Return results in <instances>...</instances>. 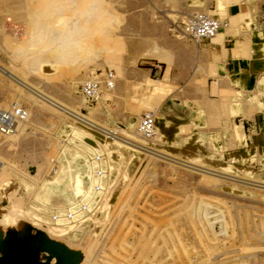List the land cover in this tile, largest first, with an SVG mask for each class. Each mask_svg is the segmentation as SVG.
<instances>
[{
	"label": "rangeland",
	"instance_id": "374dc122",
	"mask_svg": "<svg viewBox=\"0 0 264 264\" xmlns=\"http://www.w3.org/2000/svg\"><path fill=\"white\" fill-rule=\"evenodd\" d=\"M193 12L221 28L192 40ZM12 104L27 118L0 132V264H264V0H0Z\"/></svg>",
	"mask_w": 264,
	"mask_h": 264
},
{
	"label": "built area",
	"instance_id": "2783aa9c",
	"mask_svg": "<svg viewBox=\"0 0 264 264\" xmlns=\"http://www.w3.org/2000/svg\"><path fill=\"white\" fill-rule=\"evenodd\" d=\"M219 27V20L208 16L205 13L193 12L181 21L180 32L189 38L201 39L211 35ZM113 73L110 70L104 71L103 74L89 77L80 84V90L83 92L84 97L94 99L100 89L101 82L104 84H112ZM15 104L6 108L0 109V132H11L15 128L18 120H22L24 112ZM140 133L144 135L152 134V112L141 113V118L138 123ZM68 217V216H67Z\"/></svg>",
	"mask_w": 264,
	"mask_h": 264
},
{
	"label": "crops",
	"instance_id": "0c3cea01",
	"mask_svg": "<svg viewBox=\"0 0 264 264\" xmlns=\"http://www.w3.org/2000/svg\"><path fill=\"white\" fill-rule=\"evenodd\" d=\"M240 10V6L238 3H233L227 6L226 11L229 14H234ZM228 36L224 37L223 40L219 43H216V49L218 55L221 57V59L224 60V68L232 72L237 73L239 71V62L240 59L236 56L231 55L230 47L228 46ZM155 65V64H154ZM149 69H152V67H149Z\"/></svg>",
	"mask_w": 264,
	"mask_h": 264
},
{
	"label": "bare ground",
	"instance_id": "6f19581e",
	"mask_svg": "<svg viewBox=\"0 0 264 264\" xmlns=\"http://www.w3.org/2000/svg\"><path fill=\"white\" fill-rule=\"evenodd\" d=\"M196 13H198V12H196ZM201 13H203V12H201ZM225 26V25H224ZM221 28V22L219 21V27H218V29L216 30V31H214L211 35H209V37H212L219 29ZM203 38V37H202ZM192 40H198V39H196V38H191ZM101 84H100V89H99V91L97 92V95H96V97L98 96V93H100L101 91ZM95 97V98H96ZM22 110V109H21ZM23 112L25 111L24 109L22 110ZM27 117H26V113L24 112V117H23V119L22 120H18L17 122H16V124H15V127L19 124V123H21L22 121H24L25 119H26ZM78 118V117H77ZM83 120V119H82ZM153 123H154V119H153V113H152V125H153ZM153 128H154V126H153ZM15 129V128H14ZM138 131H139V126H138ZM152 132H153V130H152ZM2 133H4V132H2ZM139 133H140V131H139ZM141 135H143V136H150L151 134H149V135H144V134H142V133H140ZM96 160H100V156H96ZM97 174L98 175H101L102 174V171H101V169H98L97 170ZM96 187V189H99V185H96L95 186ZM66 216H68V218H71L72 217V213L71 212H68L67 214H66ZM53 218L55 219V220H57L58 218H59V216L57 215V214H55L54 216H53Z\"/></svg>",
	"mask_w": 264,
	"mask_h": 264
}]
</instances>
